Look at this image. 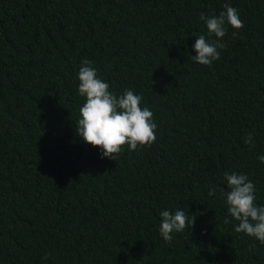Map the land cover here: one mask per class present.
Here are the masks:
<instances>
[{"label":"trees","instance_id":"obj_1","mask_svg":"<svg viewBox=\"0 0 264 264\" xmlns=\"http://www.w3.org/2000/svg\"><path fill=\"white\" fill-rule=\"evenodd\" d=\"M225 3L244 27L201 65L197 36L217 38L199 17ZM84 59L117 96L143 97L150 147L115 161L78 136ZM260 155L264 0H0V264H264L221 192L246 174L264 206ZM177 209L195 225L168 244L160 212Z\"/></svg>","mask_w":264,"mask_h":264},{"label":"clouds","instance_id":"obj_2","mask_svg":"<svg viewBox=\"0 0 264 264\" xmlns=\"http://www.w3.org/2000/svg\"><path fill=\"white\" fill-rule=\"evenodd\" d=\"M219 15L207 16L201 14L199 19L207 27V35L217 39L209 40L205 35H196L193 49L196 52L191 59L201 65L211 66L220 59V51L226 44L223 38L227 35L228 26L235 30L244 27L239 12L230 3L223 5ZM195 35V34H193ZM238 31L233 32V37ZM78 92L86 102L80 108V118L76 122V133L83 142L97 147L101 151V158L117 160L125 145L130 150L150 147L157 139V124L154 122V113L149 107H141L143 97L131 89L117 96L110 91V84L98 77L97 70L92 66V61L84 59L78 72ZM244 143L254 147V137L249 133ZM264 163V155L258 157ZM228 190L221 188L226 197L229 215L238 221L235 226L237 233H244L264 244V206L255 203V184L246 174L225 173ZM209 196H214L215 189L209 190ZM195 213L186 214L183 210L175 212L163 210L160 212L161 223L159 232L163 240L171 244L173 233L183 232L194 227ZM224 223L231 221L225 217ZM255 245H250V249ZM45 260L48 259L46 255Z\"/></svg>","mask_w":264,"mask_h":264}]
</instances>
